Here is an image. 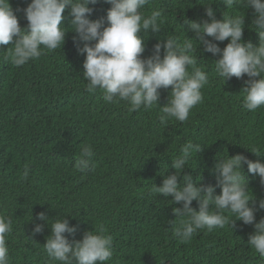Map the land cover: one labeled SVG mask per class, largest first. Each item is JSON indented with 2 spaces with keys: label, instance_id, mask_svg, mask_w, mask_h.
<instances>
[{
  "label": "trees",
  "instance_id": "1",
  "mask_svg": "<svg viewBox=\"0 0 264 264\" xmlns=\"http://www.w3.org/2000/svg\"><path fill=\"white\" fill-rule=\"evenodd\" d=\"M28 3L10 0L14 10ZM204 3H212L219 20L223 13L245 15L243 40L259 44L251 8L229 9L223 0H151L142 12L161 11L163 24L160 33L148 30L143 56L151 55L161 39L183 40L185 18L209 20ZM90 7H94L90 20L107 23L111 5L98 0ZM17 15L26 27L23 12ZM64 16L68 32L63 47L38 60L17 68L3 58L11 45L0 46V215L13 221V232L7 237L9 264H59L43 247L50 227L32 234L34 223H45L36 219L40 212L52 220L64 215L76 227L75 233H65L70 242L102 226L113 240V258L106 264H264V258L248 245L253 225L236 221L233 229L230 224L202 229L190 242L181 243L174 236L180 218L172 209L182 204H174L171 196L148 195L154 184L162 185L163 174L175 172L172 159L188 141L201 144L202 151L188 161L181 180L190 175L197 186L216 184L214 166L226 152L264 163V108L249 112L243 107L242 89L248 77H232L223 84L215 74L214 61L220 57L203 52L199 45L192 54L209 75V84L201 90L203 103L191 110L187 121L173 119L162 125L159 106L129 111L127 102L105 103L102 90H86V54H79L73 42L68 9ZM139 35L145 37L143 31ZM217 43L223 49L228 41ZM171 90V86L160 90L161 106L168 102ZM84 145H91L95 153L94 171L79 173L74 164ZM253 148L262 155L251 152ZM25 165L31 171L22 181ZM244 173L257 201L264 198L259 177L249 175L247 165ZM220 192L217 187L216 194ZM191 206L198 210L196 201ZM261 218L264 210L256 213V221Z\"/></svg>",
  "mask_w": 264,
  "mask_h": 264
},
{
  "label": "clouds",
  "instance_id": "2",
  "mask_svg": "<svg viewBox=\"0 0 264 264\" xmlns=\"http://www.w3.org/2000/svg\"><path fill=\"white\" fill-rule=\"evenodd\" d=\"M105 2L111 5L107 10V23L104 19H89L94 12L90 5H96L98 0H30L25 8L16 10L10 0H0V46L11 45L3 51L6 53L4 60L19 68L62 48L68 32L63 26L64 13L68 9L70 29L75 34L73 42L79 54H86L83 63V77L88 81L86 90L89 93L102 90L105 103L124 101L130 105L129 111L159 106L162 125L173 119L181 123L187 121L191 110L203 103L201 90L209 84L208 73L198 66V56L192 54L202 45L203 52L220 57L214 61L215 74L223 84L232 77H248L242 89L243 107L249 112L264 108V0H223L229 9H253L251 24L259 37L258 45L243 40L245 15L223 13V19L219 20L215 18L212 3H204L209 20L195 22L185 18L182 25L185 38L161 39L147 57L143 56L145 39L149 29L152 33H160L161 11L154 10L151 15L142 12L151 0ZM18 11L23 12L26 27L20 25ZM141 31L145 33L143 38L139 35ZM189 31L192 37L186 35ZM226 40L227 45L221 49L217 42ZM169 86L172 89L170 97L161 106L158 103L160 90ZM201 151L202 145L192 141L182 145L179 154L172 159L171 167L175 172L163 174L162 185L154 184L148 195L171 196L174 204H182L172 209L175 217L180 218L174 236L181 243L190 242L199 230L212 231L226 224L233 229L236 221H241L254 226L248 245L264 258V218L256 221V213L264 210V198L257 201L244 173L247 165L248 174L258 176L264 185V163L252 161L243 154L229 156L226 152V156L218 157L214 166L215 185L197 186L190 175H184L181 180L188 161ZM250 151L262 155L255 148ZM94 155L91 145L82 146L75 170L79 173L94 171ZM30 171L25 165L20 179L27 181ZM217 187L221 189L218 195ZM193 201L198 203V210L191 206ZM57 217L52 220L45 212H40L36 219L45 223H34L32 229L35 235L42 233L46 226L50 227L51 234L43 245L48 257L59 264H106L112 260V236L102 226L86 231L81 240L70 242L65 233H75L76 227L70 226L64 215ZM12 232L13 221L0 215V264H9L7 237Z\"/></svg>",
  "mask_w": 264,
  "mask_h": 264
}]
</instances>
